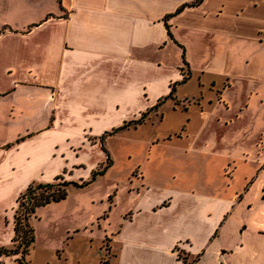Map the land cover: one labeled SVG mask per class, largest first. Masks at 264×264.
<instances>
[{
  "label": "crops",
  "instance_id": "crops-1",
  "mask_svg": "<svg viewBox=\"0 0 264 264\" xmlns=\"http://www.w3.org/2000/svg\"><path fill=\"white\" fill-rule=\"evenodd\" d=\"M32 1L0 4V246L11 240L16 198L29 183L60 176L73 148L88 149L93 165L104 148L107 173L117 165V149L133 159L114 178L132 192L110 234L106 264H180L177 254L198 255L241 199L230 186L235 165L264 168V78L229 75L231 56L239 53L223 42L247 40L258 55L253 66L264 68V0H201L175 13L191 0ZM192 41L214 56L217 69L191 68L185 54ZM190 80L192 92L177 91ZM169 92L173 99L120 131L159 122L165 104L176 114L174 100L186 102L183 111L191 102L198 116L185 119L195 126L189 144L162 143L183 121L160 136L117 135L110 142L113 133L100 143L105 131L136 119ZM252 243L257 249L264 241ZM254 257L253 264H264V256Z\"/></svg>",
  "mask_w": 264,
  "mask_h": 264
},
{
  "label": "rangeland",
  "instance_id": "rangeland-1",
  "mask_svg": "<svg viewBox=\"0 0 264 264\" xmlns=\"http://www.w3.org/2000/svg\"><path fill=\"white\" fill-rule=\"evenodd\" d=\"M1 1L0 4L2 3ZM32 2V0H29V3ZM35 4L37 5L38 3ZM2 7H0L1 10ZM223 42L231 47V52L237 51L239 53L236 56H231L233 70L230 69L229 75L238 73L249 75L256 80L264 78V68L253 66V64H257L256 57L258 55H253L255 47L252 44H248L245 39L238 38H233L231 42L227 38ZM200 50V46L193 41L189 45V53L186 51L185 59L189 60L191 68L217 69L219 63L214 56H205L200 53ZM262 56L264 57V54ZM220 57L224 58L225 56ZM245 58H248V63H243ZM185 67L187 65H184ZM235 68L237 70H234ZM184 74H186V69ZM191 80L179 85L177 91L192 92L195 84ZM208 94L209 92L205 91L202 96L204 97ZM177 95L181 94L177 92ZM188 97L191 100L190 96ZM185 103L178 101V104L174 105L179 107L176 110V114L168 109L169 106L165 104L162 107L164 117L159 122L158 119L152 122L145 121L138 125L139 128L137 130L129 128L122 132H117L108 136L110 137V142L111 138L117 135H123L128 138L142 137L144 139L154 134V136H160L159 134L166 133L168 128L176 129L179 122L183 121V125L176 129L177 132H174L175 130L168 132L171 137L170 141L164 140L162 143L186 146L194 137L192 130L195 126L186 125L188 121L185 122V119L186 117L196 118L195 116L198 115L194 113V107L196 106L191 102L189 109L183 111L182 106H185ZM193 121L196 122L195 125L200 122L199 118ZM177 122L178 124L175 125ZM178 132H180V135ZM166 135L163 139L165 137L168 139V135ZM93 140V136H89L86 139V143L90 144ZM261 140H264V135L261 136ZM80 150L81 148L79 147L73 148L72 151L68 152L69 160H67L66 169L60 175L64 180L80 181L79 179H87L92 170L99 169L104 164L105 156L102 157L101 161L93 165L91 164L90 151L88 149ZM165 150L166 153L170 152L169 149H164L163 151ZM134 151L135 154L139 155V150ZM126 153V150L117 149L115 151L117 163L115 168L108 173L105 172L97 176L93 182L86 186H68L67 195L64 199L50 202L35 209L34 213L29 217L34 239L27 255L24 257L27 264H106L109 255L110 234L119 223L122 212L129 204L130 197L128 194L132 192L127 190V187H130L128 183L115 181L114 179L115 177H121L122 173L127 170V166L133 162V159L127 160L124 157ZM169 159L171 160V158ZM89 165L93 166L90 167ZM232 165L228 167L227 171L231 170ZM256 170L258 169L252 168L249 164L235 165V169L231 173L233 182L230 186L237 188V195L241 194V199L238 202H233L225 224L216 231V236L213 237L211 244L205 242L201 246L200 252H198V255L200 254L199 258L194 264H253L254 256H264V243L257 249L252 243L254 239L264 241V236L259 235L264 234V168ZM246 183H248L247 190L244 191L243 187ZM222 236L225 239L223 243L221 241ZM238 241L239 244H237ZM11 244L9 242L6 246L10 247L12 246ZM221 245L224 248H221ZM216 248L218 252L215 254ZM225 249L232 250L228 252L224 251ZM221 251L224 252L220 253ZM0 264L20 263L15 260V256H6L4 260L1 257Z\"/></svg>",
  "mask_w": 264,
  "mask_h": 264
},
{
  "label": "trees",
  "instance_id": "trees-1",
  "mask_svg": "<svg viewBox=\"0 0 264 264\" xmlns=\"http://www.w3.org/2000/svg\"><path fill=\"white\" fill-rule=\"evenodd\" d=\"M201 0H191L188 3H184L178 8H176L175 12H178L184 6H192L197 5ZM170 36V33H168ZM181 59L183 65H187L184 57L183 50L181 51ZM182 75V74H181ZM187 77V73L183 74L180 82H183ZM172 90V87L171 89ZM171 98L172 94H169L159 99L152 107L146 109V111L139 114L136 119H131L127 121H123L120 125L105 131L103 134L99 136V141L102 143V139L105 134H113L120 130H123L129 126L134 127L135 125L141 123L148 112L157 109L158 105L161 103L162 99ZM178 101L174 100L173 105H177ZM183 110L185 109L182 106ZM175 135V133H174ZM102 148V146H101ZM105 152V160L104 164L96 170H92L89 174V177L85 180L73 181V180H64L61 176L54 177L53 181L45 182V183H34L31 182L27 185L24 192L21 193L16 198V206L13 211V235L11 237L10 242L12 243L10 247L8 246H0V258L4 256H15V260L20 264H27L24 260L25 255L28 253V249L33 242L34 234L33 228L29 223V217L32 215L37 207L44 206L50 202H57L64 199L67 195V187H83L91 182H93L97 176L102 175L105 170L110 165V159L104 148H102ZM177 258L180 260V264H194L198 255L190 258L186 255L177 254Z\"/></svg>",
  "mask_w": 264,
  "mask_h": 264
}]
</instances>
